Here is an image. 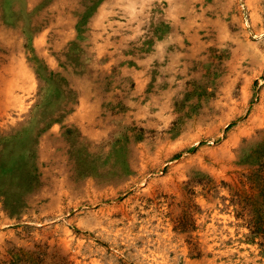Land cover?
I'll return each instance as SVG.
<instances>
[{
	"label": "rangeland",
	"instance_id": "1",
	"mask_svg": "<svg viewBox=\"0 0 264 264\" xmlns=\"http://www.w3.org/2000/svg\"><path fill=\"white\" fill-rule=\"evenodd\" d=\"M0 264H264V0H0Z\"/></svg>",
	"mask_w": 264,
	"mask_h": 264
}]
</instances>
